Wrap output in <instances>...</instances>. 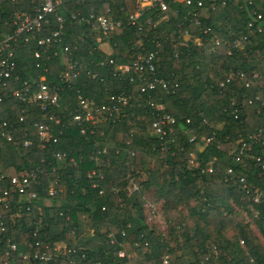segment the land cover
<instances>
[{"label":"trees","instance_id":"1","mask_svg":"<svg viewBox=\"0 0 264 264\" xmlns=\"http://www.w3.org/2000/svg\"><path fill=\"white\" fill-rule=\"evenodd\" d=\"M222 1L203 0L197 14L202 26L223 39L215 53L210 51L209 35L203 36L201 44L193 41L198 26L190 15H185L187 8L181 0H168L166 20L158 21L163 14L158 8L145 10L139 17L140 29L124 21L135 11V0H64L59 13L65 16L71 12H95L123 20L107 37L110 50L96 41L100 35L97 30L87 25H65L62 41L56 47L72 42L70 56L79 70L68 82L59 79L64 69L62 54L51 55L36 67L38 59L33 47L14 43L20 81H10L9 85L23 90L22 81L33 84L44 73L45 81L56 83L60 90L59 108H49L48 112L66 116L70 110L74 112L79 106V94L101 103L110 92H133L121 113L104 124L103 136L96 129L87 139L76 123L65 122L63 131L56 129L53 139L42 147L34 124L44 113L37 105L22 102L8 89L0 88V120L15 121L11 139L0 134V172L6 174L0 189L7 187L9 178L19 171H40L29 189L37 192L38 200L29 203L21 197L18 201V195L12 193L8 206L0 203L4 236L16 243L18 250L28 249L40 206L47 222L41 236L44 242L75 245L80 216L88 218L92 232L80 240L89 264H119L125 259L117 257L121 247L134 252L130 264H162L165 255L170 264H264V202H254L252 192L246 193L240 183L226 179L231 166L264 195V142L250 149L259 160L247 161L240 149L241 139L248 133L264 131V32L249 25L264 24V0ZM30 6V0H0V14L2 9L9 13ZM258 14L260 19H256ZM50 17L53 28L54 16ZM185 28L190 38L181 45ZM50 29H44L42 34ZM238 33L248 37L243 49L231 48ZM151 51L155 53V75L172 84L177 82L174 92H165L161 87L141 91L143 82L137 75H113L114 63L128 62L139 53ZM237 70L243 72L244 79L236 75ZM254 71L257 77H253ZM93 72L98 76L92 78ZM230 73L233 76L229 77ZM148 100L164 102L165 110L175 118L171 137L177 144L167 151L160 149L158 138L149 131L155 112L149 108ZM21 115L23 119L19 120ZM208 137L207 142L203 141ZM24 139H30L31 144L23 146ZM102 147L107 148L109 161L97 167L92 151ZM57 152H65L66 160H58ZM191 152L197 157V167L187 164ZM236 154L242 156L246 166L235 161ZM69 157L77 164H72ZM209 164L211 170L201 171ZM94 168L103 170L104 177H88ZM128 172L142 175L143 194L150 197V192L154 193L162 201L166 230L158 229L154 221H145L137 194L127 195L123 178ZM55 179L63 190L60 196L48 198L46 188ZM156 198L153 197L158 202ZM13 213L17 216L12 220ZM121 229L124 236L119 233ZM109 231L118 233V242L110 241ZM171 234L180 236L187 252H179L170 244ZM73 255L57 257L56 264H67Z\"/></svg>","mask_w":264,"mask_h":264},{"label":"built area","instance_id":"2","mask_svg":"<svg viewBox=\"0 0 264 264\" xmlns=\"http://www.w3.org/2000/svg\"><path fill=\"white\" fill-rule=\"evenodd\" d=\"M11 3H16L21 0H8ZM64 0H30V7H21L13 10L9 13L0 14V88L8 89L15 97L25 103H32L37 105L44 113L43 118L37 121L34 125L36 127V135L41 141L42 147L46 145L48 141L53 139L56 129L61 133L63 127L76 123L80 128V133L88 139L90 135L96 133V129H99V135H104V124H107L113 116L119 115L124 105H127L132 99L133 92L129 89L121 90L118 92H110L105 100L101 103H97L94 98L85 97L79 94L78 108L74 112L71 110L67 116L60 112H48L49 108L60 106V90L56 83L45 81V74L39 75L37 80L30 84L28 80L22 81L25 85L24 89H15L9 85V82L20 81V71L18 64L15 60V54L13 50L14 43H22V45H30L33 47L34 56L38 59L35 66L40 67L43 59H50L51 55L62 54L64 58V69L59 74L60 81L68 82L72 78L79 74L75 60L70 56V47L72 42H67L62 47H56L62 41V35L65 32V25L77 24L87 25L92 29H95L100 33L97 36L96 41L103 48L110 50L108 36L109 33L117 26L121 25L123 20L121 18H114L112 16H106L105 14H96L95 12L81 13L71 12L65 16L59 13ZM176 2L177 0H169ZM186 9L187 16H191L194 25L198 26V34L193 38V41L197 44H201L204 35L210 36L211 52H216L217 46L223 41V39L216 33L212 32L209 27H204L198 19L197 14L203 6V0H181ZM224 3V0L222 1ZM251 3V1H249ZM158 8L163 14L160 16V20L168 19V0H135V11L128 14L124 21L129 24L138 25L141 28L139 22L140 15L148 9ZM51 14L54 16L55 27H51L53 22L51 20ZM261 14H258L256 19H260ZM149 22V21H148ZM155 24V23H154ZM249 25L255 26L257 31L264 32V24L250 22ZM50 27L48 33L42 34V31ZM190 38V32L187 28L184 29L182 44H186V41ZM248 41L247 34L238 33L234 35L231 41V48L243 49L246 47ZM231 50H229L230 53ZM155 53L149 52L147 54L139 53L128 62H118L113 65V75L133 74L137 75L143 82L141 91H145L147 88L154 89L161 87L165 92H174L177 82L171 83L163 77L155 75L156 66L154 62ZM112 61V60H111ZM47 71V68H44ZM236 75L240 79H244L243 72L237 70ZM258 72H253V77H257ZM98 73L93 72L91 77H97ZM233 76L232 73L229 77ZM102 80V77L100 78ZM32 85V86H31ZM2 101V95L0 93V102ZM148 106L155 112V119L152 122L151 134L156 136L159 141V147L161 150H169L171 146L177 144L176 139L171 137L175 132V118L165 110V103L160 101L148 100ZM46 112L49 114L46 115ZM23 116L19 117L22 120ZM64 119V120H63ZM14 120H0V134H5L7 139L12 137V127ZM58 125V127H56ZM132 134V131H130ZM193 139V137H191ZM210 137L203 139L208 141ZM264 142V131L258 130L248 133L241 139L240 149L247 161L259 160L258 156L250 153L252 145ZM31 144L30 139L23 140V146ZM107 148H96L92 151V156L95 160L97 167L105 162L109 161L107 155ZM55 156L58 160H66L67 154L65 152H57ZM240 154H236L235 161L241 165L246 166L247 162L243 161ZM69 161L76 165V161L73 157H69ZM189 167H197V157L195 153L191 152L187 160ZM261 168H264V163L261 164ZM212 164L202 168L201 171L211 170ZM39 169L31 171H19L16 175L12 176L8 180V186L0 189V203L4 206H8L10 203L9 196L12 193L18 195V201L23 197L29 203L34 200H38L39 196L36 191L29 190L31 185L39 177ZM103 170L92 169L88 172V177L96 176L99 179L104 177ZM6 174L0 172V181L5 178ZM126 183L127 195L137 194L142 206L144 207V219L146 222L151 223L160 221L163 217L159 210L158 203L151 197L141 192L142 175L139 173L128 172L123 178ZM226 179L234 180L240 183V188L246 193L252 192V199L254 202H264V195L261 193L258 187L249 185L244 181V177L236 174L234 169L230 166L226 171ZM48 198L58 197L63 190V187L57 185V179L48 183L46 188ZM102 193V189L99 190ZM29 205L27 209H29ZM104 206L102 209L104 210ZM38 216L34 218V227L31 230L32 240L27 243L28 249L18 250L17 244L12 243L4 236L5 223L0 215V252L2 253V260L0 264H56L57 257H65L69 254L75 253L68 259L67 264H89L86 260V254L82 250L83 245L80 240L85 234L92 232V227L85 215L80 216L79 231L77 239L74 241L75 245H69L66 242H44L42 234L44 227L47 226V222L44 221L41 208L38 207ZM62 214V211H60ZM11 219L17 216L16 213L11 215ZM164 219V218H163ZM76 230H73V232ZM121 236L125 235L124 230L119 231ZM117 232L109 231L107 236L111 242L117 241ZM120 244V243H119ZM136 244V243H134ZM147 243H145L146 247ZM82 251L80 254L76 253V250ZM118 258H125L120 260L119 264H130L131 260L135 258L134 252H128L125 248H119L117 250ZM94 264H100L96 261ZM139 264H152V263H139ZM162 264H170L168 257L165 255L162 258Z\"/></svg>","mask_w":264,"mask_h":264},{"label":"rangeland","instance_id":"3","mask_svg":"<svg viewBox=\"0 0 264 264\" xmlns=\"http://www.w3.org/2000/svg\"><path fill=\"white\" fill-rule=\"evenodd\" d=\"M200 145V144H199ZM198 145V147H200ZM150 197H154V198H156V195L154 194V193H151L150 192ZM157 199V198H156ZM157 201L158 202H160V205H162L163 203H162V201L161 200H158L157 199ZM181 206V205H180ZM183 209V211L184 212H186V209L185 208H182ZM155 225H156V227L158 228V229H163V230H166L167 229V223H166V221L163 219V217L161 218V220L160 221H155ZM176 234H174V236H173V234H171V238H170V240H169V242H170V244L171 245H174V246H176V247H178L179 248V252H183V253H185V252H187L188 250H187V247L185 246V245H182V243H181V241L179 240V237L180 236H178V238H176L177 236H175ZM175 240H178V241H175Z\"/></svg>","mask_w":264,"mask_h":264},{"label":"crops","instance_id":"4","mask_svg":"<svg viewBox=\"0 0 264 264\" xmlns=\"http://www.w3.org/2000/svg\"><path fill=\"white\" fill-rule=\"evenodd\" d=\"M157 203H158V205H159V210H160V212L162 213L163 218H164V214H163V212L161 211V205H160V202H157ZM164 220H165V218H164ZM87 235H88V233H87V234L84 233L83 236L85 237V236H87ZM84 237H83V238H84ZM187 258H188V260L190 259L188 255H187L186 259H187Z\"/></svg>","mask_w":264,"mask_h":264}]
</instances>
